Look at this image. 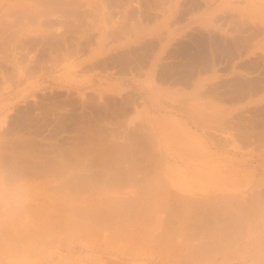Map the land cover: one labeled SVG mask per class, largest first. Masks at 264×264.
Segmentation results:
<instances>
[{"label": "rangeland", "instance_id": "374dc122", "mask_svg": "<svg viewBox=\"0 0 264 264\" xmlns=\"http://www.w3.org/2000/svg\"><path fill=\"white\" fill-rule=\"evenodd\" d=\"M60 1L71 4L56 6L63 17L50 27L31 19L37 15L33 9L42 7L0 0L6 27L0 26L6 32L0 36V58L13 41L26 47L20 67L8 68L10 79L0 77V264H264V198L251 197L264 187V31L257 30L249 46L235 41L250 24H264L258 2L216 0L210 10L198 8L209 17L196 20L202 11L196 9L180 19L176 14L173 23L165 20L170 0ZM166 33L175 35L174 64L189 56L198 62L188 94L196 111L187 115L197 134L166 116L171 110L161 86L148 81L143 101L117 84L126 74L143 81L141 65L156 53L152 38L146 40ZM8 34L16 37L8 40ZM130 46L137 49L121 54ZM233 53L235 109L228 111L222 82L228 75L226 54ZM94 60L107 61L109 69L84 67ZM245 61L251 69L250 98L243 90ZM155 134L163 140L157 142ZM169 147L182 155L174 158L177 163L187 164L183 173H172L175 181L162 158Z\"/></svg>", "mask_w": 264, "mask_h": 264}, {"label": "crops", "instance_id": "0c3cea01", "mask_svg": "<svg viewBox=\"0 0 264 264\" xmlns=\"http://www.w3.org/2000/svg\"><path fill=\"white\" fill-rule=\"evenodd\" d=\"M175 8V6H169L168 9L170 8ZM173 8V11H174ZM182 8V7H181ZM180 8V9H181ZM168 9H167V13H168ZM200 9H202L201 14L198 15L197 17H195L196 20H198L201 17L206 16L205 13L206 11L208 12V10H205L203 7H201ZM198 9V10H200ZM196 10V9H195ZM192 12V11H190ZM188 11V13H190ZM186 13V12H185ZM209 17V16H206ZM210 19V18H209ZM189 20V18L187 19ZM169 34V33H168ZM165 37H167V33L165 35ZM169 38V37H168ZM171 40L172 38H169V41L167 39L162 40L161 44L154 45V49L156 50V53L153 55V57L151 59H147L146 62L143 63V65H141V69H145V73L144 75L141 77L142 78V82H134L133 80L131 81L130 79L128 80V76L129 75H124L123 79L125 80H118V85H124L127 86L129 89L131 88L132 91H136L135 93L138 94V96L140 98H142L143 101H147L148 97L146 96V94H144L143 91V87L145 84L147 85H151V83H155L159 86H161L166 94V100L165 105H167L168 109H170L171 111L168 112L166 114V116H168L170 118V120L174 123H177L180 126H186V127H190L191 129V133H199L198 131V127L195 126V122H191L189 123V117L187 116L190 113H194L196 111V109H194V102H190L188 101L189 99V92L192 90L193 85H192V79L194 78V76H197V72L196 73H191V69L196 67V65L198 64V62L189 60L187 57L186 60H184V58H181V64L180 66H178L177 63H173L175 62L173 60V55L172 52L174 50L173 44H171ZM251 40L248 43V46L250 45ZM183 44V43H181ZM188 44V43H187ZM189 45V44H188ZM234 46V44H233ZM137 48H134L133 46H130L129 48L125 49L123 52H121V54L123 55H129L132 54V52H134ZM172 52H171V51ZM247 51V50H246ZM245 51V52H246ZM134 54V53H133ZM231 55H235L233 54H226V58L229 61V68H228V75H227V79L223 80V84L226 87L224 88V91L222 93V95L227 96V97H223L226 101H224L225 106H227V110H233L235 109V90H236V75H235V67H234V62L236 61V57H231ZM110 59V58H108ZM162 60H167L166 63H160ZM168 60H170V62H168ZM183 62H187L186 63V67L184 70V63ZM231 62V63H230ZM246 63H243V67H244V72H247L243 78V86L244 89H246V91H244L245 95L246 93H248V98H250V90L248 89L249 83H248V79H251V70L250 69V65L247 64L248 61H245ZM142 63V62H140ZM136 66V65H135ZM85 68H89V70H96V69H109L108 68V64L107 61L104 60H94L92 61V63H90L89 65H85ZM112 68V67H111ZM133 69H135V67H132ZM180 69L179 72H177V69ZM58 71H60V69H58ZM70 70H68L65 73H61V75L69 73ZM92 78V77H91ZM247 78V79H246ZM95 79H92L91 82L93 81V83L95 84ZM141 80V79H140ZM151 80V83H148V81ZM153 80V81H152ZM121 84V85H120ZM146 86V85H145ZM247 86V88H246ZM147 87V86H146ZM249 90V91H248ZM248 91V92H247ZM170 94V95H169ZM233 95V96H230ZM190 125V126H189ZM197 125V124H196ZM186 129V128H185ZM156 135V134H155ZM157 142H159V140H163L160 139V135L157 134ZM173 149H171L169 147V154L166 155L165 157L162 156V158L164 159V169H167L166 171L169 173L170 175V179L174 180L175 176L172 177V173H183L185 167L187 166V164L182 161L181 159L179 160V163H177L178 161L174 158L178 157V158H182V155H176L174 151H171ZM177 180V179H175ZM174 180V181H175ZM180 182V181H179Z\"/></svg>", "mask_w": 264, "mask_h": 264}, {"label": "bare ground", "instance_id": "6f19581e", "mask_svg": "<svg viewBox=\"0 0 264 264\" xmlns=\"http://www.w3.org/2000/svg\"><path fill=\"white\" fill-rule=\"evenodd\" d=\"M29 2H30V6H35V7H42V9L39 11L38 9L37 10H35V9H33V13H35V14H37V15H34V16H31V19H34V20H36V21H38V23H41V25L42 24H45L46 25V23L48 24L49 23V25H50V27H52L53 26V22L54 21H57V23H59L58 22V20L59 21H61V19H62V12L61 11H59V9L56 7V6H64L65 5V7L66 6H69L70 4H71V2H61L60 0H28ZM121 1V0H120ZM167 1V0H166ZM216 0H170V5L171 6H175V8H174V11H173V8H169L168 9V13L166 14V18H165V20H167V21H170L171 22V20H173L174 22L173 23H175L176 22V19H175V17L177 16L176 14H179L178 16H179V18L178 19H180V15H185L184 13H185V11H186V13H188V11L190 12V11H194L195 9H198L199 8V6H200V4H203L204 6H205V8L206 9H208V6L209 5H211L212 3H214ZM224 1H227V0H224ZM242 1H244V2H249V0H242ZM257 2H258V4H259V7H260V9H261V14L263 15L264 14V0H256ZM9 2V1H8ZM134 2H135V0H134ZM251 2H252V0H251ZM93 3V2H92ZM96 3H98V2H96ZM103 3V2H102ZM121 3V2H120ZM139 3V2H138ZM141 3V2H140ZM255 3V2H254ZM77 4H80V3H77ZM91 4V3H90ZM116 4H118V3H116ZM143 3H141V5H142ZM73 5V4H72ZM71 5V6H72ZM75 5V4H74ZM97 5V4H96ZM103 5V4H102ZM106 5H109V4H107L106 2L104 3V6H105V8H106ZM111 5V4H110ZM135 5V4H134ZM164 5V4H163ZM8 6V5H7ZM78 6H80V5H78ZM117 6V5H116ZM121 6V5H120ZM145 6V5H144ZM20 7V6H19ZM98 7H100V6H98ZM114 7V6H113ZM135 7H136V9H137V5H135ZM182 7V8H181ZM6 8H8V7H6ZM23 8V7H22ZM21 8V9H22ZM26 8V7H25ZM68 8V7H67ZM66 8V9H67ZM107 8H108V6H107ZM106 8V9H107ZM142 8V7H141ZM140 8V9H141ZM178 8H181V9H178ZM58 9V10H57ZM75 9V8H74ZM78 9H80V8H78ZM112 9V8H111ZM114 9V8H113ZM128 9V8H127ZM130 9V8H129ZM135 9V8H134ZM135 9V10H136ZM68 10V9H67ZM69 10H72V9H69ZM82 10V9H81ZM109 10V9H108ZM143 11H144V9H142ZM146 10H148V9H146ZM9 11H11L12 13H13V15H14V18H16L17 19V10L15 9V6L13 7V6H11V10H9ZM31 11V10H30ZM29 11V12H30ZM63 11H65V10H63ZM80 11V10H79ZM129 11V10H128ZM136 11H140V10H136ZM5 12H8V10L7 11H5ZM19 12V11H18ZM27 12V11H26ZM39 12H40V15H39ZM59 12H61V13H59ZM65 12H67V11H65ZM82 12V11H81ZM83 12H84V10H83ZM88 12V11H87ZM114 12V11H113ZM124 12V11H123ZM131 12V11H130ZM135 12V11H134ZM184 12V13H183ZM4 13V12H3ZM10 12H8V14H9ZM32 13V14H33ZM76 13V12H75ZM86 13V12H85ZM104 13V12H103ZM119 13V15H120V12H118ZM137 13V12H136ZM141 13V12H140ZM140 13H137V17H138V14H140ZM146 13H149V12H146ZM228 11L226 12V11H223L222 12V14L221 15H223L224 17L225 16H228ZM78 14V13H77ZM126 14V13H125ZM145 14V13H144ZM143 14V15H144ZM165 14V13H164ZM0 15H1V13H0ZM11 15V13L9 14V16ZM20 15V14H19ZM28 15V14H27ZM76 15V14H75ZM80 15V14H79ZM79 15H76L77 17H79ZM109 15L112 17L114 14H110L109 13ZM108 15V17L109 18H107L106 19V21H105V19H104V22L102 23V24H104V25H109L108 23H109V21H110V16ZM116 15V14H115ZM114 15V17H116ZM211 15H212V13H211ZM8 16V15H7ZM21 16V18H23L22 16H25V15H20ZM81 16V15H80ZM84 16V15H83ZM126 16V15H125ZM146 16V15H145ZM177 16V17H178ZM12 17V16H11ZM27 18H29L28 16H26ZM65 17V16H64ZM82 17V16H81ZM113 17V18H114ZM118 17V16H117ZM116 17V18H117ZM129 17V16H128ZM139 17H141V15H139ZM138 17V18H139ZM147 17H149V15L147 16ZM155 17V16H154ZM184 17V16H183ZM183 17H182V19H183ZM261 17H263V16H261ZM13 18V17H12ZM72 18H73V16H72ZM76 18V17H75ZM75 18H73L74 19V21H77V20H75ZM133 18V17H132ZM145 18V17H144ZM221 17H219V19H220ZM264 18V17H263ZM64 19V18H63ZM67 19V18H66ZM108 19H109V21H108ZM175 19V20H174ZM13 20V19H12ZM12 20H10V21H12ZM15 20V19H14ZM19 19H17V21H18ZM72 20V19H71ZM144 20V19H143ZM147 20H150V19H147ZM3 21H4V19L2 20V19H0V26L3 24ZM178 21H180V20H178ZM177 21V22H178ZM26 22V21H25ZM72 22V21H71ZM78 22V21H77ZM82 22V21H81ZM81 22H80V24H81ZM84 22V21H83ZM95 22V21H94ZM96 22L97 23H99L97 20H96ZM126 22V21H125ZM165 22V21H164ZM263 22V21H262ZM260 23V24H254V23H252L253 25H251L250 24V26L246 29V31H245V35L243 34V37L242 38H240V39H235V41H238L237 42V46L238 45H246L247 43H248V41H249V38H253L255 35H256V33H258V32H256L257 30L259 31V30H261L262 29V31H264V24L263 23ZM6 23V22H5ZM8 23V22H7ZM6 23V24H7ZM13 23H14V21H13ZM17 23V22H16ZM15 23V24H16ZM19 23H22V21L21 22H18V24ZM53 23V24H52ZM67 23V22H66ZM70 23V22H69ZM85 23V22H84ZM100 23V24H101ZM111 23V25L112 24H116L117 23V21L116 20H113V21H111L110 22ZM10 24V23H9ZM17 24V25H18ZM23 24V23H22ZM63 24H64V22H63ZM72 24V23H71ZM76 24H78V23H75V25ZM88 24V23H87ZM93 24V23H92ZM99 24V25H100ZM102 24H101V26H102ZM127 24V23H126ZM125 24V25H126ZM8 25V24H7ZM6 25V26H7ZM13 25V24H12ZM11 25V26H12ZM49 25H48V27L47 28H50L49 27ZM52 25V26H51ZM62 25V24H61ZM106 25V26H107ZM122 25V24H121ZM173 25V24H172ZM2 26H4L5 27V24H3ZM1 26V27H2ZM11 26H9V28L11 27ZM14 26V25H13ZM64 26V25H63ZM73 26H74V24H73ZM170 26V25H169ZM3 27V30H2V28H0V31L2 30V31H5V28ZM16 27V26H15ZM14 27V28H15ZM20 27V26H19ZM81 27V26H80ZM96 27V26H95ZM115 27V26H114ZM12 29H13V27H11ZM16 28H18V27H16ZM15 28V29H16ZM101 28V27H100ZM109 28V27H108ZM243 28V27H242ZM241 28V29H242ZM256 28H258V29H256ZM11 29V30H12ZM19 29V28H18ZM16 30V31H19V30ZM118 29H120V28H118ZM26 30V29H25ZM46 30V29H45ZM48 30V29H47ZM50 30V29H49ZM52 30H54V28L52 29L51 28V34H54V32L52 33ZM15 31V32H16ZM108 31V30H107ZM106 31V32H107ZM112 31V30H111ZM11 32V31H10ZM47 32V31H46ZM109 32V31H108ZM168 32V31H167ZM239 32V31H238ZM246 32H249L248 34L246 33ZM2 33V34H1ZM6 33V32H5ZM5 33H3V32H0V36H3ZM56 33H58L57 31H56ZM15 34H17V32L15 33ZM49 34V33H48ZM62 34V33H61ZM108 34V33H107ZM110 34V33H109ZM112 34V33H111ZM110 34V35H111ZM114 34V33H113ZM159 34V33H158ZM239 34V33H238ZM237 34V36H240V35H238ZM247 34V35H246ZM22 35L23 36H26L25 34H23L22 33ZM20 36V37H23V36ZM32 35V34H31ZM28 36V35H27ZM50 36V35H49ZM52 36V35H51ZM151 36V35H150ZM175 35H174V33L172 34V33H167V37H162V35H155L154 34V36H151V37H149V38H147L148 40H146V41H148V44L150 43V41H154V42H152V45L153 44H157V45H159V44H161V41L162 40H165V39H167L168 41H169V38H173ZM7 37L9 38V34L7 35ZM10 37H11V35H10ZM13 37L15 38L16 37V35H13L11 38H9L8 40H10V39H13ZM32 37V36H31ZM36 37V36H35ZM38 38H39V36H37ZM46 37H48V36H46ZM53 37H55V36H53ZM85 37V36H84ZM169 37V38H168ZM26 38V37H25ZM25 38L23 39V40H25ZM29 38V37H28ZM50 38V37H49ZM150 38H152L150 41H149V39ZM232 38V37H231ZM5 39H7V38H5ZM37 39V38H36ZM21 40V39H20ZM34 40H35V38H34ZM232 40V39H231ZM2 41H3V39H2ZM17 41H18V39H17ZM36 41V40H35ZM43 41V40H42ZM49 41V40H48ZM60 41V40H59ZM177 41V40H176ZM175 41V42H176ZM21 42V41H20ZM20 42H17V44H15L16 42H12V45H9V43L7 42L6 43V45H9V47L8 48H3L4 49V52L3 53H5L4 55L5 56H3V57H1L2 58V60L3 61H0V77H3L5 80H8V79H10L9 77H8V79H7V77H6V75L9 73L8 72V68L9 67H11L12 68V70H16V69H18L19 67H20V65L18 66V64H20V57L19 56H21L20 54L21 53H23V52H20L21 50H24L23 48H26V47H23V48H21L22 47V43H24L23 41H22V43L20 44ZM34 42V41H33ZM40 42V41H39ZM1 43V42H0ZM11 43V42H10ZM32 43V42H31ZM31 43H30V45H31ZM51 43H53V42H51ZM54 43H55V41H54ZM236 43V42H235ZM36 44V43H35ZM37 44H39V43H37ZM42 44H44V43H42ZM50 44V43H49ZM56 44V43H55ZM141 44H142V42H141ZM5 45V46H6ZM20 45H21V47H20ZM236 45V44H235ZM4 46V45H3ZM4 46V47H5ZM42 46V45H41ZM45 46V45H44ZM47 46V45H46ZM52 46V45H51ZM54 46V45H53ZM30 47V46H29ZM33 47V46H32ZM37 47V46H36ZM246 47V46H245ZM47 48V47H46ZM3 49H2V51H3ZM33 49H35V47L33 48ZM58 49V48H57ZM151 49V51H152V48H150ZM154 49V48H153ZM47 50V49H46ZM30 51H32V50H30ZM67 51V50H66ZM171 51V50H170ZM238 51V53H239V51H241V49L240 50H237ZM7 52V53H6ZM33 52V51H32ZM32 52H29V53H31L32 54ZM49 52V51H48ZM53 52V51H52ZM172 52V51H171ZM25 53H27V50H26V52ZM173 53V52H172ZM28 54V53H27ZM240 54V53H239ZM238 54V55H239ZM25 55V54H24ZM41 55V54H40ZM29 56V55H28ZM64 56V55H63ZM4 57H7V60L5 61L4 59ZM31 57H32V55H31ZM0 58V59H1ZM28 58V57H27ZM24 60V59H23ZM23 60L21 61V63L22 64H24L23 63ZM29 60V59H28ZM25 61V60H24ZM249 61H251V60H249ZM253 61V60H252ZM66 62V61H65ZM63 63V64H61V66L63 65V66H66V63H68V62H66V63ZM254 62V61H253ZM8 64V65H7ZM21 64V65H22ZM68 65V64H67ZM8 72V73H7ZM260 74V73H259ZM264 77V76H263ZM247 79V78H246ZM261 79V78H260ZM2 80V78L0 79V81ZM251 80V79H250ZM250 80H248V81H250ZM4 81V80H3ZM10 81V80H9ZM255 81V80H254ZM260 81V80H259ZM4 82H6V81H4ZM256 82V81H255ZM263 81H261V83H262ZM1 83V82H0ZM250 83H252L251 81H250ZM258 86V84H254V87L255 86ZM250 87H249V89L250 88H252V85H249ZM256 90V89H255ZM258 90H259V86H258ZM252 91V90H251ZM257 91V90H256ZM250 92V91H249ZM250 94H252L251 92H250ZM253 94H256V93H253ZM250 96H252V95H250ZM259 109V108H258ZM262 109H264V105H263V107L260 109L261 111H262ZM255 110H257V108L255 109ZM254 110V108H253V110H252V112L253 111H255ZM257 111H259V110H257ZM261 111H259V112H261ZM264 112V111H263ZM246 113V112H245ZM262 113V112H261ZM244 114V113H243ZM255 114H257V112L255 113ZM246 115V114H245ZM248 115V114H247ZM262 115H264V113L262 114ZM249 116V115H248ZM247 116V117H248ZM251 116V115H250ZM249 116V117H250ZM257 116V115H256ZM262 121H263V119H262ZM264 124V123H263ZM255 128V127H254ZM255 130V129H254ZM247 131V130H246ZM246 133V132H245ZM257 134V133H256ZM259 134V133H258ZM248 136V135H247ZM240 137V136H239ZM239 139V138H238ZM261 139V138H260ZM259 140V139H258ZM254 143V142H253ZM218 144V143H217ZM220 146V145H219ZM165 149H166V147H165ZM17 157V156H16ZM15 158V157H14ZM19 158V157H18ZM17 159V158H16ZM32 160V159H31ZM64 160V159H63ZM10 161H12V160H10ZM5 162V161H4ZM3 162V163H4ZM116 162V161H115ZM8 163V162H7ZM12 163V162H11ZM11 163H9L10 165H12ZM65 163V162H64ZM110 164V163H109ZM64 165V164H63ZM108 166V165H107ZM113 166V165H112ZM16 168V167H15ZM22 168V167H21ZM263 170H264V168H263ZM100 171H102V170H100ZM14 172V171H13ZM19 173V172H18ZM98 173H100V172H98ZM103 173V172H102ZM113 173V172H112ZM16 174V172L15 173H13V175L12 176H14ZM107 174V173H106ZM17 175V174H16ZM30 175V174H29ZM29 175H28V177H29ZM119 175V174H118ZM83 176V175H82ZM92 176V175H91ZM126 176V175H125ZM132 176V175H131ZM14 178V177H13ZM95 178V177H94ZM6 179V178H5ZM121 179V178H120ZM115 180V179H114ZM260 180V179H259ZM89 181V180H88ZM130 181V180H129ZM83 182V181H82ZM85 182V181H84ZM93 182V181H92ZM111 182V181H110ZM116 182V181H115ZM127 181H125V183H126ZM90 183V182H89ZM88 183V184H89ZM120 183V182H119ZM123 183H124V181H123ZM124 183V184H125ZM128 183V182H127ZM105 184V183H104ZM85 185V184H84ZM87 185V184H86ZM120 185H122V183H120ZM79 186V185H78ZM130 186V185H129ZM264 186V185H263ZM123 187V186H122ZM121 187V188H122ZM126 187V186H125ZM130 187H132V186H130ZM259 187H260V185H259ZM89 188V187H88ZM81 189V188H80ZM117 189V188H116ZM262 189V190H261ZM261 189L260 190H258V192L256 191V192H252L251 194H252V196L251 197H253L254 198V200L253 201H256V198H258L257 200H259L260 201V199L263 197L264 198V187H261ZM118 190V189H117ZM119 190H120V188H119ZM126 191V190H125ZM127 192V191H126ZM113 194V193H112ZM125 194V193H124ZM123 194V195H124ZM159 195V194H158ZM166 195V194H165ZM249 195V194H248ZM247 195V196H248ZM122 196V195H121ZM125 196V195H124ZM127 196V195H126ZM125 196V197H126ZM115 197V196H114ZM140 197V196H139ZM154 197V196H153ZM183 197V196H182ZM231 198V197H230ZM233 198V197H232ZM173 199V198H172ZM227 199H229V198H227ZM248 199H249V197H248ZM170 200V199H169ZM195 200V199H194ZM232 200V199H231ZM231 200H229V201H231ZM245 201L247 200V199H244ZM114 201V200H113ZM223 201H225V200H223ZM233 201V200H232ZM262 201H264V200H262ZM202 202V201H201ZM221 202V201H220ZM234 202V201H233ZM235 202H237V201H235ZM126 203V202H125ZM137 203H139V202H137ZM205 203V202H204ZM223 203V202H222ZM246 203H247V201H246ZM256 203V202H255ZM254 203V205H256ZM206 204V203H205ZM230 205H231V203H229ZM240 204V203H239ZM139 205V204H138ZM136 206V205H135ZM205 206V205H204ZM241 205H239V207H240ZM244 206H245V204H244ZM143 207V206H142ZM235 208H236V205L234 206ZM254 207V206H253ZM136 208V207H135ZM139 208V207H138ZM215 208V207H214ZM231 208H233V207H231ZM230 207H229V210L231 209ZM128 209V208H127ZM126 209V210H127ZM142 209V208H141ZM147 209V208H146ZM145 209V210H146ZM151 209V208H150ZM219 209H221V208H219ZM219 209H217L218 211H219ZM165 210V209H164ZM209 210H210V208H209ZM216 210V211H217ZM232 210V209H231ZM233 210H234V208H233ZM236 210V209H235ZM240 211L241 210H243V206H242V209H239ZM131 211V210H130ZM136 211V210H135ZM138 211V210H137ZM151 212H152V210H150ZM149 211V212H150ZM212 211V210H211ZM216 211H215V213H216ZM228 211V210H227ZM243 211H245V209L243 210ZM242 211V212H243ZM250 211V210H249ZM122 212V211H121ZM140 212H141V210H140ZM144 212V211H143ZM234 212V214H235V211H233ZM233 212H232V214H233ZM238 212V211H237ZM247 212V211H246ZM128 213H130V212H128ZM153 213H154V211H153ZM212 213H214V212H212ZM136 214H138V212L136 213ZM149 214V213H148ZM219 214V213H218ZM233 214V215H234ZM240 214V213H239ZM139 215V214H138ZM137 215V216H138ZM235 215H238V213L237 214H235ZM241 215H242V213H241ZM244 215V214H243ZM219 216V215H218ZM217 216V217H218ZM209 217V216H208ZM230 217V216H229ZM238 217V216H237ZM146 218L148 219L149 217H147L146 216ZM205 218V217H204ZM204 218H202V219H204ZM227 218V217H226ZM245 218H246V216H245ZM244 217L242 218V220L243 219H245ZM135 219V218H134ZM143 219V218H142ZM145 219V218H144ZM143 219V220H144ZM210 219V218H209ZM214 219V218H213ZM212 219V220H213ZM220 219V218H219ZM232 219V218H231ZM239 219V218H238ZM131 220V219H130ZM228 220V219H227ZM134 221V220H133ZM136 221V220H135ZM196 221H200V219H198V220H196ZM212 222V221H211ZM216 222V221H215ZM220 222V221H219ZM222 222V221H221ZM227 222V221H226ZM225 222V223H226ZM235 222V221H234ZM233 222V223H234ZM240 222H242V221H239V223ZM243 222H245V220L243 221ZM135 223V222H134ZM201 223V222H200ZM229 223H230V221H229ZM228 223V224H229ZM206 224V223H205ZM221 224V223H220ZM220 224H217V225H220ZM227 224V223H226ZM226 224H224V225H226ZM230 224H232V223H230ZM235 224V223H234ZM216 225V226H217ZM223 225V224H222ZM223 225V226H224ZM243 225V224H242ZM26 226V225H25ZM38 226V225H37ZM143 226V225H142ZM243 226H245V225H243ZM243 226H241L242 228H244ZM2 227V226H1ZM219 226H217V228H218ZM221 227V226H220ZM227 227V226H226ZM228 227H229V225H228ZM232 227V226H231ZM236 227V226H235ZM234 227V228H235ZM4 228V227H3ZM43 228V227H42ZM194 228V227H193ZM196 228V227H195ZM194 228V229H195ZM203 228H204V225H203ZM216 228V229H217ZM233 228V227H232ZM231 228V229H232ZM2 229V228H1ZM37 229V228H36ZM44 229V228H43ZM202 229V228H201ZM214 229V228H213ZM220 229V228H219ZM218 229V230H219ZM5 230L6 229H4V232H5ZM196 230V229H195ZM200 230V229H199ZM204 230H206V228L204 229ZM225 230V229H224ZM226 230H227V228H226ZM232 230H234V229H232ZM1 231V230H0ZM40 230H38V232H39ZM142 231V230H141ZM201 232H202V230H200ZM236 231L237 230H235L234 232L236 233ZM1 232H3V229H2V231ZM0 232V233H1ZM8 232V231H7ZM32 232V231H31ZM34 232H36V231H34ZM133 232V231H132ZM131 232V233H132ZM206 232V231H205ZM207 232H208V228H207ZM214 232H215V230H214ZM233 232V233H234ZM17 233V232H16ZM200 233V232H199ZM229 233H230V231H229ZM3 234V233H2ZM34 234V233H33ZM38 234V233H37ZM206 234H208V233H206ZM1 235V234H0ZM20 235V234H19ZM147 235V234H146ZM145 235V236H146ZM2 236V235H1ZM22 236V235H21ZM154 237V236H153ZM23 238H24V236H23ZM22 237H21V239H23ZM126 238V237H125ZM140 238V237H139ZM137 244V243H136ZM146 244V243H145Z\"/></svg>", "mask_w": 264, "mask_h": 264}]
</instances>
